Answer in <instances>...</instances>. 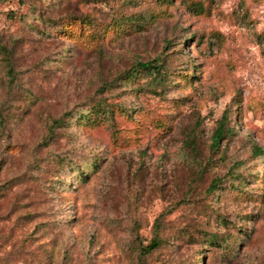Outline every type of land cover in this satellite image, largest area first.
<instances>
[{
    "label": "rangeland",
    "instance_id": "1",
    "mask_svg": "<svg viewBox=\"0 0 264 264\" xmlns=\"http://www.w3.org/2000/svg\"><path fill=\"white\" fill-rule=\"evenodd\" d=\"M153 238L143 264H264V0H0V264Z\"/></svg>",
    "mask_w": 264,
    "mask_h": 264
},
{
    "label": "trees",
    "instance_id": "2",
    "mask_svg": "<svg viewBox=\"0 0 264 264\" xmlns=\"http://www.w3.org/2000/svg\"><path fill=\"white\" fill-rule=\"evenodd\" d=\"M137 66L141 68V71L144 73V77L148 79V84L150 86V92H156L159 90L164 81V75L162 72L161 64L158 63V61L153 60V61H148V62H138ZM226 117H223V119L219 122L218 127L216 128L215 132L213 133L212 136V145L215 147L218 146V143L220 142V139L224 137L225 135V124L226 120H224ZM54 124H60V120L55 119ZM159 242L157 239H151L150 242H148L145 246H141L142 249L139 253V259H138V264H143V256L144 254L150 252L154 248L158 246Z\"/></svg>",
    "mask_w": 264,
    "mask_h": 264
}]
</instances>
